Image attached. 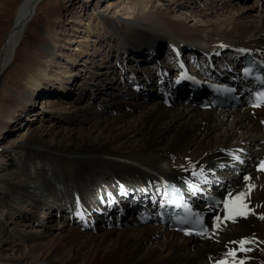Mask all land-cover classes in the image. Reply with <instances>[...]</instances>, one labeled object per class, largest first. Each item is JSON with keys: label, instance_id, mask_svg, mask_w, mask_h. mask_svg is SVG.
<instances>
[{"label": "bare ground", "instance_id": "obj_1", "mask_svg": "<svg viewBox=\"0 0 264 264\" xmlns=\"http://www.w3.org/2000/svg\"><path fill=\"white\" fill-rule=\"evenodd\" d=\"M43 1L23 0L19 6L1 49L0 81L13 64L24 32ZM128 5L130 10L124 13L127 17L111 12L109 16H102V25L96 22L100 40L91 39L97 43L93 53L82 49L84 41H71V35L67 34L62 44L67 53L60 54L65 56L63 62L53 66L49 58L47 62L40 61L29 67L24 78L28 93L15 94L13 104L32 107V98L47 96L42 101L47 100V106L52 108L59 97L67 101L63 111L70 112L74 106L72 101L87 92L81 86L77 89L76 83L82 74L79 70L84 72L77 69L85 67L81 64L83 60L94 63L93 84L115 74L112 64L115 55L108 58L105 65L98 63L104 49L101 44V38L106 35L104 28H110L120 37L124 53L131 60L137 56L142 58V50L147 48L151 61H155V53L160 54L164 44H168L171 51L172 46L178 48L170 53L171 63L179 60V49H189V53L205 58L209 65L218 59L227 65V59H236L243 52L240 50L264 54V0H129ZM87 30L79 32L86 35L90 33ZM74 52L78 55L74 63H70ZM78 56L84 57L79 64L76 63ZM26 68L21 71L25 72ZM75 69L78 70L76 75ZM90 70L85 72L90 73ZM168 73L169 69L148 68L142 77L148 81L152 80L151 75H158L160 80ZM107 82H104L106 90L113 91L114 80ZM152 86L133 80L128 88L134 96L137 92L151 93ZM165 88L173 95L176 93L168 83ZM101 93L102 86L99 87ZM119 94L101 111L92 110L89 100L77 109L70 127L59 133L49 131L30 139L18 128L11 131L12 135L2 137L1 140H6L5 150L17 146L24 157L17 163L20 173L15 177L20 182L0 181V186L8 190H0V202L7 210L0 221V264H214L225 258L229 250L239 248L241 239L249 241L244 247L251 251L237 252V264L239 259H244V264H264V218H261L264 174L255 170L254 161L264 155L261 144L264 106L256 110L240 108L215 112L184 104L173 108L178 102L167 106L164 100L156 99L150 104L153 100L150 95L140 102L121 89ZM124 97L134 101L125 102ZM97 100L95 97L92 104ZM136 110L141 111L131 120ZM30 111L38 115L32 108ZM75 117H78L76 122L85 123L82 128L73 127ZM240 150L245 151L242 154ZM14 172L16 174V169ZM245 174L250 177L249 181L243 179ZM165 180L190 187V195L196 196L211 186L222 187L223 198L229 192L233 196L245 192L244 201L252 211L246 216L224 219V207L219 211L207 208L209 233L200 239L182 238L181 241L176 239L177 233L163 229L155 222L153 214L144 212L141 207L129 222L121 218V227L116 221L112 224V215L122 217L129 206L143 205L147 197L156 195ZM248 184L254 187L249 189ZM116 202L122 207L116 206ZM24 204L32 208V219L40 214L39 225L47 217L41 211L48 212L54 206L73 216L67 225V219L54 225L60 234L48 241L43 240L46 235L42 230L28 231L29 244L23 245L6 236L9 230H4V226L8 219L21 218ZM99 219L102 223L91 229H104L103 233L85 231L88 230L86 221L98 223ZM23 221V227L29 226ZM76 223L81 224L83 230L72 226ZM214 224L218 226L214 228ZM157 243L160 246L156 247ZM228 259L231 261L232 257Z\"/></svg>", "mask_w": 264, "mask_h": 264}, {"label": "rangeland", "instance_id": "obj_2", "mask_svg": "<svg viewBox=\"0 0 264 264\" xmlns=\"http://www.w3.org/2000/svg\"><path fill=\"white\" fill-rule=\"evenodd\" d=\"M128 1L129 0H44L41 3V7L39 8L34 20L24 32L23 40L17 50L13 64L3 74L0 81V181H2L3 179H9L12 182L14 180L15 184L17 182H20V179L15 176L19 175L20 173V170L17 169V163L21 158L24 157L23 151L17 148V146L15 148L5 150L4 146L6 145V140H1L3 136L5 138L10 134L12 135L11 131H13L14 129L16 130L19 128L21 133L26 135V137L30 139H33L40 134L42 135L43 133V135H46L49 131H53V134H55V131L59 133L62 131V129L70 127L71 120L74 118L73 116L79 107L87 104L90 100L89 102L91 103L92 110L101 111L103 110L104 106H109V104H111L112 99H117L119 97L116 96L120 95L119 89L122 90V93L129 92V94L131 95L129 97H135L136 101L138 99V101L144 102L145 97L143 96L148 95L147 93H143L142 95L139 93H134L133 96V93H131L128 87L131 85L133 80L138 83L146 84V81H144V78L142 77V74L145 73L146 69L168 67L166 59L168 57V54L171 52L169 45L164 44L161 46L160 51H163L160 52V54L155 53V61H151L150 58H152V56L149 57L150 53L148 54L149 51H146L147 48L142 50V53H144V56L142 58L137 56V58L134 57L131 60V58H129L128 55L124 53L125 47L122 46L120 37H117L115 33L110 30V28H104L103 32L106 35L101 38V44H103L104 49L100 52V55L102 53V57L98 58V63L100 65H105L106 60L111 57L113 58L115 55V59L112 62V64L114 65L115 74H110L109 76L105 77V79L99 81L98 84H93V79L95 77L93 73L94 63H87L85 60H83L81 64L85 65V67L80 66L77 69L81 68L84 72H81V70H79V72L82 74L78 77L76 83L77 89H79L81 86L84 87L87 92L85 93V95L82 94L81 97H77L74 102L72 101L74 110L72 109L66 114L65 110L63 111L62 107L65 106L67 101L65 102V100L59 99V97H57L56 102L52 104V108H49V106H47V100H45V102L42 101V99L47 98V96H38V98H32V107H30L29 105L28 107L27 105H25L26 107L23 105H19L20 107H16L17 104H13L15 94L28 93L27 87H25L24 85V78L26 76V73L29 71L27 70L29 67L36 65V63L40 61L47 62L49 58L52 60L53 66H56L58 63H62L65 56H60V54L65 55L67 53V50L63 46L65 44V37H67V34L71 35L70 37L68 36L71 41H84V45L81 46L83 50L85 49L87 52L91 53L95 52L94 48L95 45H97L96 42L100 40V38L98 37L99 33H97L96 31L98 29V27H96V22L102 25L103 23L100 22L101 20H103L102 16H109L111 12H117V14H119L120 16L127 17L124 13L130 10ZM22 2L23 0H0V54L7 35L13 26L17 10ZM252 2H254V0H252ZM199 7L200 4L197 5V12L200 9ZM250 23L253 24L256 23V21ZM80 29H88L87 31L90 30V33H87L85 35V32H82L81 34L79 32ZM55 34L59 37V40L55 38ZM78 36L81 37L78 38ZM83 36L84 38H82ZM91 39L96 40V42H92ZM68 46L73 47L72 44H69ZM72 54L75 56L72 55L73 58L69 60L70 63H74V59L78 55L75 52ZM119 54H121L120 58H118ZM82 58L84 57L78 56V60L76 61V63L79 64V61L82 60ZM143 58L146 59L147 62H145ZM88 60L92 61L93 58L88 57ZM25 68V72L21 71ZM77 69H75V75L76 72L78 73ZM87 70H90V73L87 72V74L85 72ZM151 76L153 77V80H151L150 83L154 85L156 82V75ZM112 79L115 83H113L112 86H114L115 89L113 88V91H111L110 89L106 90V87L104 85H107V81H111ZM104 82L107 83L104 84ZM101 86L102 93L99 94V87ZM77 92L79 94L81 90ZM95 97L98 100L93 105L92 102H94ZM132 98L124 97V99L122 100H124L125 102H133L134 100H131ZM156 99L162 101L161 98ZM154 101L155 100H152L150 104H153ZM181 105L183 104L178 103V105H174L173 108L181 107ZM29 108H32V110H34V113L37 112L38 115L34 116ZM127 109L130 108L127 107ZM45 110L50 111L45 113ZM140 111L141 110H136L132 115L133 117H131L130 119L135 120ZM27 120H31L30 123ZM85 120H87V117ZM76 121H78V117H75L72 122L73 127L75 128H82L85 125V123H78ZM15 169L16 174L15 172L12 173ZM3 188L4 186H0L1 191H8ZM123 203H125V201H123L122 204ZM17 204H19V201ZM115 204L119 206L121 203L116 202ZM21 207L24 210L22 216H20L19 213L16 214V217L20 216L21 218L19 220L15 218L8 219L4 226V230H9L6 233V236H8L11 240L18 241L23 245L24 243L29 244V241L27 240V237L29 235L28 231L33 229L42 230L46 235L43 240L48 241L50 237L60 234V232L57 230V227L54 225L65 222V219H67L65 223L67 225V222H69L73 216V214L63 211V214H61L62 212L60 211V209L55 206L52 207L48 212H44V210L41 211V209H38L37 211H41L42 213H45V216H47L45 221L41 220L40 222L44 225H39L40 214L38 213L39 215L36 216V218L32 219L30 212V209L32 208H27L26 204L22 205ZM6 213V206L2 205L0 202V221L1 218H3V214L5 216ZM115 216V214L112 215V224L113 221H116V223L119 224V227H121L120 216ZM130 217V215L127 217L128 222ZM30 219L31 222L29 223L28 221ZM23 220H26L29 226L23 227ZM102 221V219L96 221L98 223H95V221H86L85 224L87 225L86 227L88 230L85 231L90 233H103L105 231L104 229L98 230L99 228H97L96 231L91 229L92 227H97L99 223H102ZM80 225L81 224L76 223L72 226L75 228L77 227V229L79 230H83ZM129 228L132 229V227ZM176 239L178 241L182 240L179 235L178 237H176ZM158 241L159 239L157 240V242ZM155 246L158 247L160 245L157 243L155 244Z\"/></svg>", "mask_w": 264, "mask_h": 264}, {"label": "snow or ice", "instance_id": "obj_3", "mask_svg": "<svg viewBox=\"0 0 264 264\" xmlns=\"http://www.w3.org/2000/svg\"><path fill=\"white\" fill-rule=\"evenodd\" d=\"M240 51H246V50H240ZM244 75L251 76L252 75V68L250 67H245L242 69ZM256 79L260 82V90L255 92L254 95L256 97V101L254 106H260L261 104H264V76L257 75ZM236 159H239V157H236ZM243 161H241L242 163ZM223 167L224 165H220ZM258 170L264 171V160H261L258 165H256ZM203 172H201V175ZM195 175V173H193ZM243 179L245 181H249L250 177L245 174L243 176ZM249 189L254 187V185L248 184ZM246 196L245 192H240L237 193L235 196L231 194V192L227 193L224 198H223V206H224V219H233L236 216H246L251 209L247 207V204L244 201V198ZM219 203V201H217ZM186 207H188L186 205ZM189 211L192 212V209L189 208ZM194 216L199 218V213L198 212H193L192 213ZM261 218H264V214L261 215ZM217 219H220L217 217ZM218 225H213V227H217ZM240 247L236 249L229 250L228 253L225 254V258L217 260L214 262V264H237V257L236 253L237 252H248L251 251L250 248L244 247L245 244L249 243L247 239H241L239 242ZM228 257H232L231 261L228 259ZM238 264H244V259H239Z\"/></svg>", "mask_w": 264, "mask_h": 264}]
</instances>
